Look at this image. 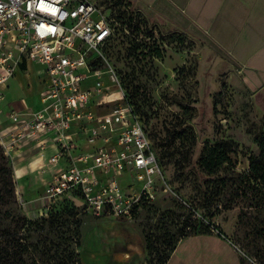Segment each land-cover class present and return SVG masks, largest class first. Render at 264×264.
Returning <instances> with one entry per match:
<instances>
[{"label": "rangeland", "instance_id": "rangeland-1", "mask_svg": "<svg viewBox=\"0 0 264 264\" xmlns=\"http://www.w3.org/2000/svg\"><path fill=\"white\" fill-rule=\"evenodd\" d=\"M99 1L108 8L107 16L111 12L118 28L106 52L124 74L153 136L164 145L159 147L160 153H176L166 160L165 174L178 197L160 192L132 218L95 217L82 211L70 237L73 243L81 237V263L128 264L127 252L135 249V229L155 234L158 240L152 239L154 247L166 252L168 236L193 235L212 221L246 264H264V188L245 187L232 174L249 172V158L260 153L256 139L264 130V88L251 90L229 60L133 0ZM157 50L161 57L154 54ZM21 80L25 87L11 94L17 99L24 97L28 88V79L22 76ZM112 106L109 104L107 110ZM187 125L196 134V145L185 129ZM180 128L185 129L182 134L187 140L176 150H168L167 132ZM206 142L229 144L233 171L225 168L209 175L200 166ZM178 160L184 162L186 174ZM19 206L24 213L22 202ZM122 221L130 224L125 228L128 232ZM50 230L46 226L44 234ZM57 242L61 249L66 247ZM147 259L146 255L145 264H149Z\"/></svg>", "mask_w": 264, "mask_h": 264}, {"label": "built area", "instance_id": "built-area-1", "mask_svg": "<svg viewBox=\"0 0 264 264\" xmlns=\"http://www.w3.org/2000/svg\"><path fill=\"white\" fill-rule=\"evenodd\" d=\"M106 9L99 0H0V99L27 61L42 64L47 77L42 108L24 119L12 112V126L0 130L7 156L21 138L55 134L58 151L45 170L50 180L40 217L69 197L95 217L132 218L160 192L174 193L144 122L104 53L115 30ZM74 134L83 137L87 150ZM210 230L224 235L214 224Z\"/></svg>", "mask_w": 264, "mask_h": 264}, {"label": "crops", "instance_id": "crops-1", "mask_svg": "<svg viewBox=\"0 0 264 264\" xmlns=\"http://www.w3.org/2000/svg\"><path fill=\"white\" fill-rule=\"evenodd\" d=\"M133 1L169 26L201 39L229 60L239 68L245 85L251 90L264 88V0ZM22 76L28 79V88L25 96L17 99L11 94L15 95L16 88L25 87ZM46 83L42 64L27 61L18 68L2 89L0 130L12 126L9 118L12 112H18L24 119L42 108L41 92ZM54 136L53 132L44 131L31 138H21L8 156L18 201L22 202L24 214L29 218H39L45 210L43 194L50 180V173L45 170L49 158L58 151ZM74 138L82 150L88 149L82 136L74 134ZM122 222L127 231L125 228L130 224ZM80 250L81 243L79 253ZM127 254L128 264H145L147 251L141 231L135 229V249ZM167 264H242V258L225 235L193 234L178 243Z\"/></svg>", "mask_w": 264, "mask_h": 264}, {"label": "trees", "instance_id": "trees-1", "mask_svg": "<svg viewBox=\"0 0 264 264\" xmlns=\"http://www.w3.org/2000/svg\"><path fill=\"white\" fill-rule=\"evenodd\" d=\"M112 19L114 20V35L105 45L104 53L117 68L127 91L128 100L144 122L145 129L158 153L159 161L165 173H167L165 162L169 158L175 157L176 153H160L159 147L164 145L159 144L157 138L153 136L147 120H145L135 101L134 95L129 90L124 74L106 52L107 46L116 37L118 31L115 24L116 20L113 17ZM154 54L156 57H161V51L159 50ZM101 62L100 59L96 60L94 66L100 65ZM185 129L191 135L192 144L196 145L197 137L193 128L187 125ZM185 129L180 128L179 130L167 132L165 146L168 150H176L178 146L183 145L184 141L187 140L186 134H182ZM256 142L259 146L260 153L258 156H251L249 158V172L243 174L232 172V174L236 175L238 183L245 185V187L262 185L264 188V130L257 137ZM228 146V143L223 142H216L215 144L206 142L200 158V166L209 175L217 174L225 168L226 170L232 171L235 168V163L231 157V150ZM178 161L180 170L186 174L184 162L182 160ZM200 206H204V204L201 202ZM81 213L82 210L69 197H65L52 207L47 216L39 218L27 217L19 206L11 160L0 146V264H81L80 253L78 251L81 237L80 239L75 238L74 240L77 241L75 243L70 242V237H73L74 231L72 225L78 227L77 219L80 218ZM209 222L204 229L196 231L195 234L211 233L210 228L214 223L212 221ZM46 226L51 229L49 234H44ZM57 227H60V229L57 230ZM65 227L67 228L63 231ZM54 231L56 234H54ZM141 232L146 244L148 257L146 262L149 264H167L178 243L183 238L189 236L187 235L181 238L174 235L168 236L169 250L160 252L158 248L154 247L152 241V239L158 240L156 235L144 231ZM68 233H71V235L65 237ZM57 241H62L63 244H66V247L61 249L62 244ZM242 264L246 263L242 260Z\"/></svg>", "mask_w": 264, "mask_h": 264}]
</instances>
